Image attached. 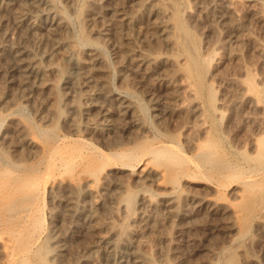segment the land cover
Segmentation results:
<instances>
[{
	"label": "rangeland",
	"instance_id": "rangeland-1",
	"mask_svg": "<svg viewBox=\"0 0 264 264\" xmlns=\"http://www.w3.org/2000/svg\"><path fill=\"white\" fill-rule=\"evenodd\" d=\"M180 1L172 0L175 12L163 20L181 47L167 44L146 16L103 41L93 31L104 28L109 17L92 27L82 5L76 9L67 0L40 5L35 15L41 28L50 27L55 12L68 25L65 36L49 35L40 46L34 36H20L19 1H4L0 264H126L123 249L109 253L101 241L110 226L139 231L132 241L153 264H264V0H226L233 14L229 24L236 29L214 14L195 19L198 6L211 12L210 0ZM62 38L66 44L56 47ZM22 48L42 69L25 86L12 62ZM72 48L84 61L92 51L103 62L76 72L64 59ZM128 48L160 63L148 70L121 69ZM117 94L133 107L137 126L116 114ZM100 109L113 113L115 131L85 130L86 117L98 119ZM153 149L174 155L177 174L134 182L131 174L146 163L158 167L149 154ZM66 154L82 159L48 167L51 157ZM121 154L137 157L127 165ZM89 159L109 170L107 183L123 187L93 193L86 174L72 173ZM144 195L158 205L155 216L143 207ZM165 196L178 197L180 215L160 204ZM139 213L149 216L145 223L138 221Z\"/></svg>",
	"mask_w": 264,
	"mask_h": 264
},
{
	"label": "bare ground",
	"instance_id": "bare-ground-1",
	"mask_svg": "<svg viewBox=\"0 0 264 264\" xmlns=\"http://www.w3.org/2000/svg\"><path fill=\"white\" fill-rule=\"evenodd\" d=\"M4 1L5 0H0V8L2 7L3 4H5ZM18 1H19L18 3L19 11L16 10V12L18 11L17 15L16 12L14 13L16 15L15 16L16 22L21 27L20 29L21 37L26 38L28 35L34 36L38 44L40 46H43L46 43L45 38H47V36L49 37V35L56 33H60L61 35L64 34V36L65 34H67L68 25L63 19V17L56 12L55 13L51 12L52 13L51 20L49 22L50 27L47 30L41 28L40 25H38L36 17L39 14L37 13H39L41 9L40 5L44 3L45 0H18ZM183 1H182L183 4L186 3ZM67 2L71 6L76 7V9H81L79 7L82 5L83 8L81 12L82 11L84 12L86 19L85 21L89 24L91 23L93 25L94 24L93 22L96 23V21L98 22L99 20L103 21L106 16L109 17L108 18L109 22L107 25L104 26V28H101V30L99 29L97 31L94 29L95 31H93L95 32L97 37H99L103 41H108L111 37V33H113V31L116 30L118 32L122 27L124 28L126 27L125 29L127 28L131 29L132 27L136 26L137 23H139V20H141L140 18L146 16L154 20L155 22L154 27L156 28V30H158V32H160L164 36L167 44H169L170 46L181 47L178 41L171 38L170 36L171 27L165 24V21L163 20L164 18L167 17L169 18V16L173 15V13L175 12L172 0H106L105 1L106 4L105 3L102 4L100 2L98 3L93 0H67ZM179 2L181 1L179 0ZM210 3L212 8L209 14L207 13L209 10L205 12L204 7L201 6L196 7L197 12L196 14H194V16L196 15L195 16L196 20L201 19L202 16L209 17L210 14L212 15L214 14L219 18L220 22L223 23V25L226 26L228 25V27L232 29L234 28L236 29L238 27L236 23L229 24V18L230 17L233 18L232 17L233 14L226 0H210ZM184 7L187 8V5ZM170 8L172 9V11ZM29 10L35 13H33V15H30L28 14ZM255 14L254 16H256ZM259 16L261 15H258V17ZM260 18L264 19V16L263 17L261 16ZM232 21L235 22V19L234 20L232 19ZM262 27H264V25ZM65 39L62 38L61 40L56 42L55 43L56 47H58L59 45H65L66 44ZM119 49L121 51V49L123 48H119ZM19 51L20 50L18 49V52L14 56H12L13 57L12 62H13L14 72H16V74L19 75V76L17 75L18 78L19 77L21 78L19 84L24 85V83L30 79L29 77L31 75L38 76L40 78L42 69L40 70L37 62L35 61L34 56L30 54L29 50L22 48V50L20 52ZM123 53L126 55V57L123 58L124 60L122 62H119L121 63L120 64L121 69H126L127 67L135 66L143 70H148L153 65H157L158 63H160L158 58L152 57L149 54H144L140 52V50H136L133 48L131 49L128 48L126 51H123ZM86 56H87V60L84 61L83 58L81 57L80 50L72 48L68 51L67 54L64 55V59L70 62L71 68L74 71L81 73L87 69L92 68L93 65L96 66V64L99 63L102 64L103 62L98 57L99 55H97L96 52H92V51L87 52ZM100 92L101 91H99V93ZM113 100L117 102L116 105L118 106V109H116L118 110L116 114H118V116L121 118H127L130 127L137 126L139 124V121L134 114V110L131 104H129V102L121 98L119 94H117ZM112 117H113V113L109 112L108 110L100 109L98 119L94 120L86 117L88 119V122L86 123L85 130L92 134H102V135L115 131L116 126L112 124L111 121ZM149 152H150L149 154L151 155V160L154 162H159V165L158 167L153 168L150 167L148 163H146L143 167L139 168L137 171L131 174V178L134 182L148 183L153 181L154 175L162 176L165 175L166 173L177 174L176 172L177 170H174L175 168L173 166L175 163L172 160V157L174 155H171L170 152H167V150L164 149L162 150L153 149ZM81 157H82L81 155H76L75 161L73 154H66L65 157L63 158L51 157L48 167L52 169H58L59 167L63 166L64 162L72 158L73 159L72 163H69L66 166L69 167L72 164H74L76 160L82 159ZM118 157L124 160L125 164L128 165L129 162L134 160L137 156L121 154ZM91 160L92 159L82 160L75 167H72V173L77 174L82 172L86 174L87 175L86 182L92 184L91 185L92 190L91 188L90 190L93 193H98L99 190L101 189L103 191L109 192L115 188L123 187L121 182L114 183L112 186L109 183H107L106 178L108 177L109 170L106 171L105 168L95 167L93 165H90L93 164L92 163L93 161ZM62 174H64V172L60 173V175ZM69 185H71V183L70 184L69 182L65 183L64 188H68ZM173 187L175 186L173 185ZM141 198L143 202L142 203L143 207L145 206V208H147L148 210L152 212L154 211V214L152 212H151L152 214L151 213L150 214L155 216V209L157 208L158 205H156L151 200H149L145 195L142 196ZM131 200L133 201L132 195H128L126 200V203L128 204L127 207L131 205ZM178 201H179L178 197L165 196L161 199L160 204L164 207V209L167 212L173 213L174 215L176 214L180 215L183 209L179 210ZM139 215H140L139 220L137 218L136 221L138 220L145 223L146 220L149 218V216L147 217L143 213H139ZM135 232L129 231L125 227L115 228L110 226V228H108V234H106L107 236L101 237V241L109 249V253L117 249H123L124 252L128 255V260L126 264H153L151 258L144 252L143 253L140 252L137 246H135V244L133 243L132 238L134 237V235L138 234L139 231L137 233Z\"/></svg>",
	"mask_w": 264,
	"mask_h": 264
}]
</instances>
